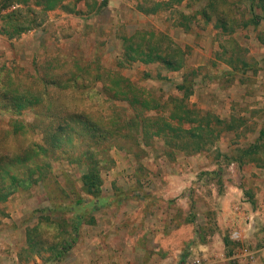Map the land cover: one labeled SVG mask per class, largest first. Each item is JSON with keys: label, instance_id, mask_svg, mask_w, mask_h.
<instances>
[{"label": "rangeland", "instance_id": "1", "mask_svg": "<svg viewBox=\"0 0 264 264\" xmlns=\"http://www.w3.org/2000/svg\"><path fill=\"white\" fill-rule=\"evenodd\" d=\"M98 1L118 4L124 15L137 6L134 0ZM159 1L164 11L175 10L178 21L196 28L176 36L187 60V70L179 74L125 62L122 38L134 33L125 17L117 29L100 33L83 23L76 46L67 42L73 27L54 28L32 0H0V154L14 160L31 148L26 156L36 158L46 175L1 205L0 243L6 247L1 253L14 252L17 243L26 247L22 262L10 255L6 264H264V0L147 3ZM169 16L161 15L163 25L173 22ZM5 27L14 35L7 36ZM20 27L27 30L20 33ZM44 74L64 89L50 86L44 107L19 112L20 93L33 91ZM185 78L195 87L183 102L189 113L180 118L185 114L189 122L195 110L224 118L211 117L216 133L202 131L201 139L193 138L202 141L198 152L190 145L182 149L191 143L189 134L167 139L154 129L145 133L143 117L165 115L161 101L172 113L179 97L175 84ZM127 81L145 89L134 96L145 93L150 111L111 101L133 90ZM65 112L81 113L110 133L82 141L80 126L78 134L67 131L61 142L48 146L42 126L56 129ZM133 121L140 129L132 130ZM91 167L100 176L99 196L83 186ZM240 203L260 211L258 224L231 218ZM21 219L25 228L19 227ZM103 243L102 251L94 248Z\"/></svg>", "mask_w": 264, "mask_h": 264}, {"label": "trees", "instance_id": "2", "mask_svg": "<svg viewBox=\"0 0 264 264\" xmlns=\"http://www.w3.org/2000/svg\"><path fill=\"white\" fill-rule=\"evenodd\" d=\"M62 0H33L36 6L44 5L46 8H52L57 3H60ZM7 18H10L11 16H6ZM17 22V21H16ZM4 28V33L7 36H13L14 33H12L11 28ZM20 33H24L26 30L24 28H19ZM232 33L234 32L231 31ZM19 33V34H20ZM124 41V55L126 58V63H136V62H143L146 65L149 64H158L160 65L164 70L169 72H179L181 70H185L187 68V60L185 58V54L183 50L179 47H176L173 40L167 36L166 34H157L154 32L151 33H138L137 35H134L131 38H123ZM36 88L34 90H28L26 89L25 92H21L20 94L24 95V98L20 100L21 103H24L26 105L21 106V103L16 106L18 111L27 109H37L39 107H44L45 101L49 99V96L51 94L49 88L50 86H57V88H63V84H57L54 81H50V77H48L46 74L42 76H38V79L36 80ZM43 86V87H42ZM195 84L188 82L185 78L182 84L177 85V89L179 91L184 92V99L181 100L179 98H176L174 102H172V113H169L167 109H164V103L161 101V106L159 108V111H162L164 114H158V120L153 119L154 117H146L143 118L148 122V129L145 131L146 134H149V131L154 129L155 132L153 134L162 136L168 135L169 137H166L167 139H172L173 137H180L181 133L189 134L191 139V143L185 142L182 144V149H185L184 147L190 145L196 152L201 149V143L202 141L198 140L197 142L193 141V138H200L197 133H202V131H206L209 134L216 133L217 129L216 126L211 124V117H215L214 115L210 114V116L207 114H203L202 112L195 110L193 114L192 120L185 121V114L184 117L180 118L179 114L184 111V113H189V109L187 106L184 105V100L189 98L193 95ZM126 88L132 89V91L127 92V96H124L123 98H112L111 101L113 102H127L128 105L135 106L138 105V107H141L146 112L150 111L151 109L147 108L150 105L149 98H143L145 93L140 94L139 96L134 93L135 90L144 91L141 86L134 85L133 83L127 81ZM64 89V88H63ZM117 88L115 87L114 90ZM113 93V91H111ZM116 93V92H114ZM117 94V93H116ZM133 94V96H131ZM8 96V95H7ZM124 99V100H123ZM8 100V97H7ZM44 103V104H43ZM50 111V110H49ZM49 111H41V112H48ZM170 115L169 117H166ZM58 116L57 112L54 116L56 118ZM36 117H43L42 113H36ZM47 117V116H44ZM216 118V117H215ZM60 119H63V123L58 126L56 129H53L51 127L45 128V124L42 126L45 129V140L49 145H53L55 142H61L60 137L64 135L65 132L71 131L75 134H78L77 128L80 126L83 129L84 138H82V141H86L87 137L89 139L93 137L101 138V136H105L107 133H110V130H102V132L99 130L98 126L94 124L91 120H89L88 117H86L83 114L79 113H70L65 112L63 116H61ZM210 119V120H209ZM208 121V124H205L203 121ZM217 122H220L221 120L217 117ZM186 122L189 124V128L185 130ZM222 123V122H221ZM188 126V125H187ZM146 127V128H147ZM132 130L140 129V126L133 121V124L131 123ZM233 129L230 128V131ZM139 131V130H138ZM219 135V134H218ZM218 137V136H217ZM183 140H186L188 138L182 137ZM186 138V139H185ZM60 140V141H59ZM210 142H215L211 140H206V144H209ZM137 144V143H136ZM166 144H171V141L166 140ZM31 148H27L21 152L20 155H15L14 160L10 159L9 154H0V216L4 215V212L2 211L3 206L9 199L17 192L21 190L29 189L39 183L40 180L45 178V172H43V165H40L36 161V158L34 160L33 156H26L28 155L27 151ZM187 151V150H186ZM191 151V150H190ZM248 155L250 154V149L247 150ZM42 153H47L46 149L44 150L41 148ZM193 152V151H191ZM237 161V160H236ZM35 163V164H33ZM96 165V164H95ZM22 168L23 171H22ZM84 188L85 191L90 195H97L99 196L100 192V176L96 170V167H91L90 172L84 176ZM2 208V209H1Z\"/></svg>", "mask_w": 264, "mask_h": 264}, {"label": "crops", "instance_id": "3", "mask_svg": "<svg viewBox=\"0 0 264 264\" xmlns=\"http://www.w3.org/2000/svg\"><path fill=\"white\" fill-rule=\"evenodd\" d=\"M137 1H139V0H134V2L137 4L136 8L134 6H130L132 9V10H130V15H128V13L126 14V12L124 15V12L121 10V7H119L118 4H115V6L110 7L111 4L106 3V4H104L105 6H103L102 4H99L100 2L98 0H62V1H60V3H57L52 8H46V7L40 8V7L35 5L34 9H36L35 11H37V14L39 11V14L48 15V17H47L48 21L47 22H48V24H52L54 26V28H56L55 26H57V27L72 26L74 31H75V35L70 37V38H67V42H75L76 41V39H77L76 36H78L81 33L80 31L82 29L83 23H85V25H86L85 28H87L89 26L95 27V25H96L98 33H100V31H103L105 28L114 27L117 29L118 27H120L119 20L122 17L123 18L125 17L127 19V21L129 20V22L133 24V29H134L133 30L134 33L132 35L124 36L123 38H125V37L131 38L134 35H137L138 33H144V32L145 33L154 32L157 34H166L167 36H169L173 40L176 47H179L182 49L181 44L178 45L176 42V36L179 34H184V33L185 34H194L193 28L194 29H196V28L194 26H192L191 24L185 25V24H183L182 21H178L179 17L177 18L178 14L176 13L175 10H170L168 12L169 15H172L169 17L174 19L173 22L169 21L168 23L166 22V25H163L164 20H163V18H161V15H163V14L167 15L168 13L166 11H164L165 6L162 2L160 3V1H159V2L154 3L153 5H149L147 3V2H149V0H143V1H139V2H137ZM32 3H33V0H32ZM110 8H111V10H110ZM14 9L16 11L22 12L21 10L23 9V6L22 5L21 6L16 5ZM55 16H60L61 19H59V21H58V19H55L56 18ZM109 17L112 18V20H110V23H108ZM69 21H71L70 24H69ZM155 21L160 23L163 27L156 24ZM62 23H64V26ZM141 25H143V26H141ZM135 27H136V29H135ZM135 30H136V32H135ZM123 38H122V42H123L122 47H123V54H125L124 53ZM74 45L79 46V43L75 42ZM112 47H114V46H112ZM118 47L120 48V46H118ZM120 50H121V48H120ZM199 55L202 58L203 52H200ZM198 59H200V58H198ZM136 63L143 65V66H146V67L147 66H153V65L160 66L158 64L146 65L143 62H136ZM197 63H199V61ZM200 64H202V63L200 62ZM160 68H161L160 69L161 71L169 73V71L164 70L161 66H160ZM185 70H187V68ZM185 70H181L179 72H170V73L179 74L180 72H183ZM182 80H183V77H182ZM182 83H183V81L179 84H182ZM179 84H175L176 91L179 94V97H177V98L183 100L184 99V92L179 91L177 89V85H179ZM218 118H220L221 120H224V118H222L220 116H218ZM251 204L253 205V203H251ZM251 204L248 203V205H251ZM245 205H247V204H245V203L241 204L240 203L239 206L237 205V207H239L240 210L235 211L234 215H231V218L232 219L237 218V221L240 222L241 224H246L247 222H249L251 224H253V223L258 224L256 219L258 218V215H260V211H257V212L247 211L248 208L245 207ZM255 208H257V207L254 206L253 209H255ZM10 220L11 219H5V222L9 223ZM20 223H21L19 225L20 228L21 227L25 228V226L28 225L25 223V220H22V219L20 220ZM95 224L97 226L101 225L100 221H97V223H95ZM20 228H19V230H21ZM2 229L3 228L0 227V236H2L3 233H5V231ZM22 232L23 231H21L20 235L22 234ZM110 238H112V237H110ZM118 238H120V237H118ZM149 238H150V235L148 233L147 239H149ZM1 245L2 244L0 243V246ZM117 245H119L118 246L119 248L123 247V244H121V243H119ZM143 245H144V243L142 244V246ZM14 247L16 248V249H14L15 250L14 252H10V253L4 252L5 254L1 253V251H2L1 249H5L6 247L5 246L0 247V256H2V258L0 257V262H1L0 264H6V259H7L6 257H8V259H9L10 255H11L10 258L14 259L15 262H18V263H19V261L22 262L21 253L24 251V249H26V247H24V245L18 244V243ZM98 247H99V250L102 251L103 248L105 249L106 244L103 243L102 245H98V246L95 245L94 248H98ZM146 249L149 250V247H147ZM28 252L26 251V253H28ZM18 256H20V258ZM73 264H75V263H73ZM77 264H83V262L80 263V261H79V263H77Z\"/></svg>", "mask_w": 264, "mask_h": 264}, {"label": "built area", "instance_id": "4", "mask_svg": "<svg viewBox=\"0 0 264 264\" xmlns=\"http://www.w3.org/2000/svg\"><path fill=\"white\" fill-rule=\"evenodd\" d=\"M246 253V252H245ZM239 258V257H238ZM239 262H241V258H239Z\"/></svg>", "mask_w": 264, "mask_h": 264}]
</instances>
